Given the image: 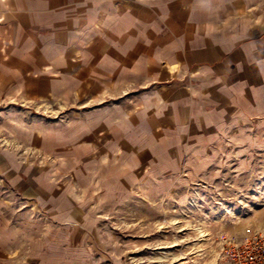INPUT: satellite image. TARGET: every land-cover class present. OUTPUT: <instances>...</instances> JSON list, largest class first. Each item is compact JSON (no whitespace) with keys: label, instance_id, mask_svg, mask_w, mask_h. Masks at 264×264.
Segmentation results:
<instances>
[{"label":"rangeland","instance_id":"obj_1","mask_svg":"<svg viewBox=\"0 0 264 264\" xmlns=\"http://www.w3.org/2000/svg\"><path fill=\"white\" fill-rule=\"evenodd\" d=\"M136 6L120 48L35 29L0 58V247L28 264H220L264 234V0Z\"/></svg>","mask_w":264,"mask_h":264},{"label":"crops","instance_id":"obj_2","mask_svg":"<svg viewBox=\"0 0 264 264\" xmlns=\"http://www.w3.org/2000/svg\"><path fill=\"white\" fill-rule=\"evenodd\" d=\"M70 1L0 0V58H4L6 51L10 49L14 33H28L35 29L49 31L51 35H47L45 42L49 44L48 49L55 50L56 57L61 54L59 40L67 39L68 43H74L78 39L87 44L89 43L87 34L91 27H95L92 32L95 36L92 39L99 46L111 43L110 48H120L121 35L124 37L125 33L131 32L139 12L136 6L139 0H105L104 6L95 14L88 10L78 12L74 4H71L73 0ZM112 53L115 54L114 51ZM72 56L74 53L70 50L68 52L70 58L65 64L68 68H74L77 64ZM114 63L117 64V61ZM153 63H156L155 60ZM121 71L119 68L114 78L112 76L106 79L121 82ZM1 235L0 241L5 240ZM13 253L14 251L10 249L0 247V264H28L27 255Z\"/></svg>","mask_w":264,"mask_h":264},{"label":"built area","instance_id":"obj_3","mask_svg":"<svg viewBox=\"0 0 264 264\" xmlns=\"http://www.w3.org/2000/svg\"><path fill=\"white\" fill-rule=\"evenodd\" d=\"M220 264H264V234L256 233L241 243H230Z\"/></svg>","mask_w":264,"mask_h":264}]
</instances>
